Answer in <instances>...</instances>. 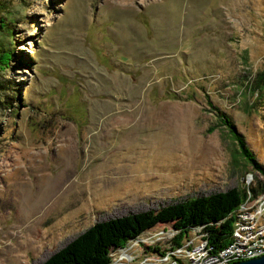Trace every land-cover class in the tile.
<instances>
[{
  "label": "rangeland",
  "instance_id": "rangeland-1",
  "mask_svg": "<svg viewBox=\"0 0 264 264\" xmlns=\"http://www.w3.org/2000/svg\"><path fill=\"white\" fill-rule=\"evenodd\" d=\"M7 16L0 264H38L96 220L264 184L241 148L264 168V0H0Z\"/></svg>",
  "mask_w": 264,
  "mask_h": 264
},
{
  "label": "trees",
  "instance_id": "trees-1",
  "mask_svg": "<svg viewBox=\"0 0 264 264\" xmlns=\"http://www.w3.org/2000/svg\"><path fill=\"white\" fill-rule=\"evenodd\" d=\"M6 19V22L0 24V64H5L3 62H6V57L11 58V47L15 43L10 26L14 18L7 16ZM260 74L263 75L264 72ZM262 75L259 79L264 84ZM6 82L5 79L0 78V104L8 102L6 100L8 96L5 95ZM222 115L233 132L231 122L224 114ZM241 148L252 168L264 176V168L251 151L243 146ZM260 189H264V184L260 181L250 186L252 192ZM243 193V188L231 186L207 194L173 199L156 209L147 208L96 220L38 264H110V250L123 244L127 238L159 222L180 228L179 234L174 239L176 244L182 232H186L189 226L203 224L202 230L206 232L208 244L212 250H217L228 241L234 217L232 210L241 201Z\"/></svg>",
  "mask_w": 264,
  "mask_h": 264
},
{
  "label": "built area",
  "instance_id": "built-area-1",
  "mask_svg": "<svg viewBox=\"0 0 264 264\" xmlns=\"http://www.w3.org/2000/svg\"><path fill=\"white\" fill-rule=\"evenodd\" d=\"M245 190L232 210L228 241L219 249L212 250L208 244L203 224L189 226L176 244L180 228L166 223L147 228L110 250V264H228L263 253L264 189L252 192L246 186Z\"/></svg>",
  "mask_w": 264,
  "mask_h": 264
},
{
  "label": "water",
  "instance_id": "water-1",
  "mask_svg": "<svg viewBox=\"0 0 264 264\" xmlns=\"http://www.w3.org/2000/svg\"><path fill=\"white\" fill-rule=\"evenodd\" d=\"M228 264H264V252L247 258L235 259Z\"/></svg>",
  "mask_w": 264,
  "mask_h": 264
}]
</instances>
